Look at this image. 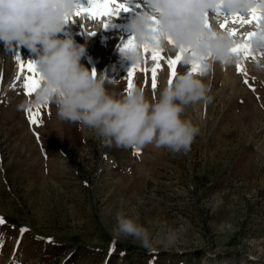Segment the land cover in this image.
Instances as JSON below:
<instances>
[{
  "label": "rangeland",
  "instance_id": "obj_1",
  "mask_svg": "<svg viewBox=\"0 0 264 264\" xmlns=\"http://www.w3.org/2000/svg\"><path fill=\"white\" fill-rule=\"evenodd\" d=\"M122 17L112 21L123 24ZM86 20L90 31L99 30ZM252 26L235 28L246 43ZM107 34L108 87L126 94L136 65L122 49L134 34L121 29L108 47ZM162 50L165 58L177 54ZM258 55L256 63L240 59L244 73L237 64H216L203 77L213 100L186 108L183 118L200 131L190 150L179 153L154 145L106 147L93 130L59 119L54 105L42 109L40 126L32 125L26 110H36L35 93L25 95L23 82L12 81L19 55L2 63L0 264H264V71L256 70ZM23 61L39 69L36 54L26 53ZM84 61L90 63L85 55ZM145 63L153 64L145 57L140 67ZM161 64L155 91L150 72H135L133 88L143 87L149 100L169 84L170 71ZM185 71L189 65L178 66L177 74ZM9 83L20 85L7 90ZM118 213L138 217L157 237L172 232L177 241L146 250L131 238H115Z\"/></svg>",
  "mask_w": 264,
  "mask_h": 264
},
{
  "label": "clouds",
  "instance_id": "obj_2",
  "mask_svg": "<svg viewBox=\"0 0 264 264\" xmlns=\"http://www.w3.org/2000/svg\"><path fill=\"white\" fill-rule=\"evenodd\" d=\"M221 7L231 15L218 16ZM253 9H264V0H150V11L130 22L134 46L124 50L126 59L142 65L145 47L183 50V63L199 62L202 69L200 75L177 74L154 100H149L143 87L117 94L104 74L93 75L81 63L85 46L71 37L60 38L67 18L79 10L77 0H0V43L6 50L19 45L37 55L42 84L33 106L54 105L59 119L93 130L106 147L142 150L154 145L173 153L187 152L200 129L183 118L186 108L212 102L211 86L203 77L216 64L239 63L241 57L233 49L246 43L242 35H231V27L222 30L221 25ZM250 33L256 35L247 43L260 54L256 70L264 71V25H253ZM113 233L118 239H133L146 250L177 241L172 232L155 236L138 217L127 213L117 214Z\"/></svg>",
  "mask_w": 264,
  "mask_h": 264
},
{
  "label": "snow or ice",
  "instance_id": "obj_3",
  "mask_svg": "<svg viewBox=\"0 0 264 264\" xmlns=\"http://www.w3.org/2000/svg\"><path fill=\"white\" fill-rule=\"evenodd\" d=\"M127 12L129 9L126 7L125 4L120 3L119 0H90L89 7L87 8H79V10L74 14L73 17H79L81 15H87L92 20H98L102 18H110L113 15L117 16L120 12ZM73 17L67 18L68 22L70 19H73ZM251 19H246L241 16H237L232 18L231 22L236 23L239 21L242 24L252 23L255 22L257 27H261L264 25V9H253L249 12L248 16ZM228 22L226 21L223 25H221V28L224 29L227 27ZM108 23H104L103 27H107ZM94 34V33H90ZM236 33L232 31L231 35H235ZM255 33H250L248 39L251 40L253 36H255ZM169 43L171 44V41L169 40ZM134 46V38L129 39L126 44L124 45V51L125 49L129 47ZM145 57L146 60L150 59L153 64L149 68L147 64L145 63V67L141 68L140 65H136L132 70L129 71L127 80H128V91L130 92L133 89V78L136 71H143L147 77V74L150 72L151 74V88L153 91L157 88V75L158 71L162 69L161 61L166 63L169 71H170V79L169 84L173 82V78L177 76V68L178 66L184 64L183 63V50L180 52H177L174 58H165L162 54V49H154L145 47L144 48ZM233 52H235L240 57L242 56L245 60H247L249 57H252V47L250 43H245L242 45H239L237 48L233 49ZM17 64H18V70L16 75L17 82H23V89L24 94L27 96H32L33 93H35L39 87L42 84V74L39 71L38 67L31 61L24 62L19 57L16 58ZM190 66V73L195 75L202 74L201 65L199 62H193ZM237 70L240 73H244V69L241 65L237 64ZM93 75L95 73L93 72ZM147 83V79H146ZM245 83H247V80L245 79ZM15 87V85H13ZM254 90V89H253ZM48 105H39L35 106V111H33L32 108L27 109L28 113V119L29 122L34 126H40L42 123L41 118V111L44 107H47ZM139 155V152L136 153ZM4 223L3 218H0V224ZM27 231V229H22L21 232ZM2 246V245H0Z\"/></svg>",
  "mask_w": 264,
  "mask_h": 264
},
{
  "label": "bare ground",
  "instance_id": "obj_4",
  "mask_svg": "<svg viewBox=\"0 0 264 264\" xmlns=\"http://www.w3.org/2000/svg\"><path fill=\"white\" fill-rule=\"evenodd\" d=\"M119 2L125 4L126 7L129 9V11H127V12L122 11L117 16L113 15L110 18L106 17V18H102V19H98V20H92L87 15H81L79 17H73V19H70L67 22V27L65 29V34H66L65 36L71 37L76 42L77 45L85 46V48H86L85 56L87 57V59H89L90 63H87L86 61H84V57L82 58L81 63H83L84 66L89 69V71L94 72L96 75H100V74L106 75V73H108L106 71V70H108L107 64H109L110 58H111L110 52H109V56H108L106 51H104L105 46L103 48L102 43L104 42L105 38L103 37L102 33L108 32L107 41L109 40L110 43L107 42V47L112 46L113 45L112 38H114L119 33V31L121 29L122 30L124 29V31L125 30H131L130 29V22L134 18H136L138 15H140L141 13L150 11V0H119ZM77 4H78V8H87V7H89L90 0H77ZM121 15L123 16L122 20H126L123 22V24H118V23L112 21V19H114V18H119V17L121 18ZM217 15L218 16L223 15V16L227 17V16H230L231 14L225 8L221 7L217 11ZM239 15L241 17L246 18L248 16V13L242 12V13H239ZM85 19L94 21V23L97 22L99 30L98 31H90L91 29L90 30L88 29L89 27H87V25L85 23ZM246 19H251V18L247 17ZM87 20H86V22H87ZM91 21H89V22L91 23ZM114 21H116V20H114ZM104 23H108V26L106 28L103 27ZM87 24H88V22H87ZM241 24L242 23H240L239 21H237L236 23L231 22L230 24L228 23L227 27L224 29L231 27L232 31H234L237 35V30L235 28H236V26H240ZM247 24L256 25L255 22L247 23ZM88 26H89V24H88ZM94 26H96V25H94ZM93 30H95V29H93ZM90 33H94V34H90ZM65 36L61 34L60 38H66ZM87 37H90L89 40L84 41L83 38H87ZM248 37H249V35H247V40H249ZM16 52H17V55H19V58L23 61V57L25 56V54L26 53L28 54V52H30V51L27 48H24L23 46H19V45L14 47L12 50H6L3 43H0V57H3L2 59H0L1 60L0 65L2 63H4L5 61L9 62L10 60L14 59ZM99 52H103V55H100ZM254 53L255 52L252 49V56L253 57H254ZM93 54H94V56H93ZM241 58L243 60H245L242 56H241ZM252 59L253 58L250 59V57H249L244 62L252 60ZM254 59H256V56ZM249 62H251V61H249ZM254 62L256 63L257 61L254 60ZM17 70H18V67H17ZM17 70H16L15 75H13L14 78L12 79V81H15V82H17V80H16ZM110 71H111V69H110ZM10 85H11L10 88H8L7 90H10L11 88L13 90L17 89V87L20 84L15 85V87H12V83Z\"/></svg>",
  "mask_w": 264,
  "mask_h": 264
}]
</instances>
